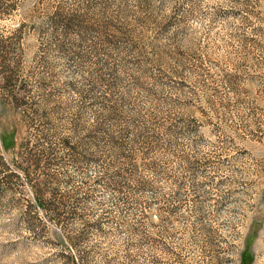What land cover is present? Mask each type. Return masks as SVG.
Masks as SVG:
<instances>
[{"label": "rangeland", "instance_id": "374dc122", "mask_svg": "<svg viewBox=\"0 0 264 264\" xmlns=\"http://www.w3.org/2000/svg\"><path fill=\"white\" fill-rule=\"evenodd\" d=\"M0 264H264V0H0Z\"/></svg>", "mask_w": 264, "mask_h": 264}]
</instances>
